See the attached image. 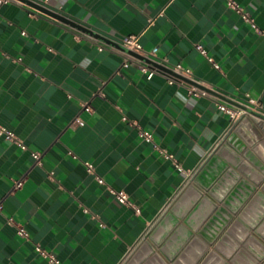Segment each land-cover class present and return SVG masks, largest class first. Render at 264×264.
<instances>
[{
    "label": "crops",
    "instance_id": "1",
    "mask_svg": "<svg viewBox=\"0 0 264 264\" xmlns=\"http://www.w3.org/2000/svg\"><path fill=\"white\" fill-rule=\"evenodd\" d=\"M31 1L0 3V124L26 144L0 136V264H53L34 243L61 264H120L229 127L216 103L239 107L252 97L264 109V0H236L260 31L225 0ZM127 35L189 67L208 94H189L162 72L147 79L121 67Z\"/></svg>",
    "mask_w": 264,
    "mask_h": 264
},
{
    "label": "water",
    "instance_id": "2",
    "mask_svg": "<svg viewBox=\"0 0 264 264\" xmlns=\"http://www.w3.org/2000/svg\"><path fill=\"white\" fill-rule=\"evenodd\" d=\"M249 112L230 123L120 264H264V116Z\"/></svg>",
    "mask_w": 264,
    "mask_h": 264
},
{
    "label": "built area",
    "instance_id": "3",
    "mask_svg": "<svg viewBox=\"0 0 264 264\" xmlns=\"http://www.w3.org/2000/svg\"><path fill=\"white\" fill-rule=\"evenodd\" d=\"M8 1L10 0H0V3L8 2ZM14 1H20V0H14ZM225 1H226V5L231 10L239 14L243 20L249 22L253 28L260 31V29H258L256 24L254 23L250 13L246 11L236 0H225ZM120 44L126 49L136 53L135 55L129 51L124 50L122 61L120 64L121 67H128L130 65H134L137 68H139L140 71L145 73L147 79L152 78L153 74L156 72H162L166 75L167 81L169 83H178L185 85L188 89L189 94L192 95L208 94V91L202 86L200 80L195 77L193 71L189 67H186L179 62L169 63L165 57L162 58L158 57L154 50L149 52L145 51L135 35L123 36L120 39ZM195 48L199 50L215 68H219L218 63L212 57L208 56L207 50L202 45V43H195ZM100 93L101 91L99 89L98 94ZM216 104H217V108L220 111L226 113L229 116L231 123L236 121L241 116L251 114L249 110H252L255 113L264 116V109H262L261 104L259 103V101H257L252 97H247V103L239 107L231 106L226 101H218ZM76 120L78 121V123H82L80 119H76ZM138 135L141 138V140L147 143H151L154 148H156L165 157L171 159L175 164V166L181 169L179 163L176 161L173 154L167 152L166 149L160 147L154 141L153 133L151 130L138 127ZM0 136L3 137L5 140L16 144L21 149L26 148V144L12 129H9L8 127L1 124H0ZM68 153L73 157L76 156L72 151H68ZM30 154L33 158L34 164H41L42 153L40 151L33 150L30 152ZM84 164L86 166V170L89 173H94L93 166L89 161H84ZM52 173L53 171H49V175H52ZM94 177L97 180V182L99 183L103 182L101 176L95 174ZM21 182H22V178L16 179L14 181V187H18L21 184ZM114 194L116 199L120 203L131 207L135 212L139 211L137 205L130 199L129 195L125 191L116 190L114 191ZM16 233L17 235H19L24 239H29V233L22 224L16 225ZM33 248L37 253V255L46 259V261L53 264H61L60 260L55 256L53 252L44 248L39 243H34Z\"/></svg>",
    "mask_w": 264,
    "mask_h": 264
}]
</instances>
